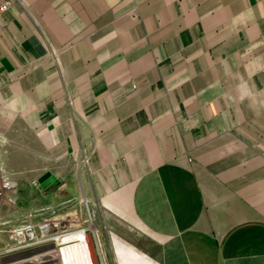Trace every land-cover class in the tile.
<instances>
[{"label":"crops","instance_id":"obj_1","mask_svg":"<svg viewBox=\"0 0 264 264\" xmlns=\"http://www.w3.org/2000/svg\"><path fill=\"white\" fill-rule=\"evenodd\" d=\"M8 1L2 174L86 198L116 264H264V0Z\"/></svg>","mask_w":264,"mask_h":264},{"label":"built area","instance_id":"obj_2","mask_svg":"<svg viewBox=\"0 0 264 264\" xmlns=\"http://www.w3.org/2000/svg\"><path fill=\"white\" fill-rule=\"evenodd\" d=\"M9 1H0V11L9 8ZM17 187V182L0 171V206L8 201L9 194ZM88 202V201H87ZM90 223H73L65 218L42 217L35 219L29 214L23 222L10 224L1 220L0 264H108L107 255L94 220L95 211L88 209ZM92 233L96 239L97 252L91 241ZM79 236L73 243H83L81 260L63 257V243L66 236ZM100 257V261L98 259Z\"/></svg>","mask_w":264,"mask_h":264},{"label":"rangeland","instance_id":"obj_3","mask_svg":"<svg viewBox=\"0 0 264 264\" xmlns=\"http://www.w3.org/2000/svg\"><path fill=\"white\" fill-rule=\"evenodd\" d=\"M11 166V165H10ZM9 168H16L15 167H9ZM20 168V166H19ZM5 173V172H4ZM5 176H7L8 178L16 181L14 178H18L19 179V185H17V187L12 191V193L14 195H9L8 196V201L6 203H4L2 206H0L1 209V214H3L5 212L6 209H9L10 207H12L14 205V196L15 194H19L20 198H19V202H20V206L22 207V210L20 211V214L18 215V219H16L15 217H12L10 220V224H17L19 222H23L25 220V217L29 214H34L35 215V219H40L42 217H58V218H65L67 220H69V222L73 223V221L75 223L73 224H78V223H85V224H89L90 220H89V216H88V209H90V205L87 201H85L83 199L82 203H81V207L78 209V215H70L68 214L67 216H63L62 215V211L63 208L59 207V196L56 194L55 198L52 199V201L47 202L46 204L44 202H46L44 199V197H47V192L50 189L55 190V192H59L60 191V185H55L52 184L47 188H42L38 182L39 177H41L43 174L41 175H32V174H26V173H11V172H6L4 174ZM17 182V181H16ZM46 193V194H44ZM26 198H29V200H27ZM35 201V202H33ZM34 203V207H31L30 204ZM40 204V205H39ZM73 206H70L69 209H72ZM74 209V208H73ZM92 211V210H91ZM75 216V217H74ZM0 219H1V215H0ZM94 224H96V220H94ZM1 227V224H0ZM99 235H100V239L102 244L105 243V247H106V253H107V260H108V264H116L115 263V258L114 255L112 256L110 254L109 248H108V243H107V239L102 236L101 232L99 231ZM91 241L92 244L94 246V249L97 252V246H96V239L94 234L92 233V237H91ZM3 246L2 243V237L0 236V247ZM104 246V245H103ZM105 250V248H104ZM117 257L121 258L122 254H116ZM131 258L134 260H137L138 255L134 254V255H130ZM98 259L100 261V257L98 255Z\"/></svg>","mask_w":264,"mask_h":264},{"label":"bare ground","instance_id":"obj_4","mask_svg":"<svg viewBox=\"0 0 264 264\" xmlns=\"http://www.w3.org/2000/svg\"><path fill=\"white\" fill-rule=\"evenodd\" d=\"M85 201H88L86 198H84ZM79 236L75 235V236H66L63 238L62 242L63 243H69L74 241V239L78 238ZM83 247V243H70V245H67L65 247H63L62 251H63V257L67 260L68 258H77L79 260H81L82 258V250L81 248Z\"/></svg>","mask_w":264,"mask_h":264},{"label":"water","instance_id":"obj_5","mask_svg":"<svg viewBox=\"0 0 264 264\" xmlns=\"http://www.w3.org/2000/svg\"><path fill=\"white\" fill-rule=\"evenodd\" d=\"M38 182L42 188H47L52 184L59 185L60 181L55 174L48 171L39 177Z\"/></svg>","mask_w":264,"mask_h":264}]
</instances>
